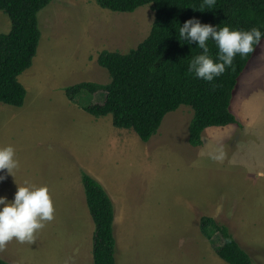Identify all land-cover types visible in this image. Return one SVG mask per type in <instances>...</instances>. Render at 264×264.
I'll return each instance as SVG.
<instances>
[{
    "label": "rangeland",
    "instance_id": "obj_1",
    "mask_svg": "<svg viewBox=\"0 0 264 264\" xmlns=\"http://www.w3.org/2000/svg\"><path fill=\"white\" fill-rule=\"evenodd\" d=\"M37 18L36 55L18 77L24 103L0 104V145L13 146L19 161L12 176L0 172V196L11 201L16 187L47 186L54 219L32 244L8 242L0 259L92 264L95 227L81 181L85 172L114 205L115 264H227L213 249L220 240L200 232L201 217L226 225L253 262L264 264V40L232 94L238 126L206 129L202 145L191 147L190 107L168 113L142 142L132 130L113 127L110 115L87 114L93 95L82 91L73 102L65 95L79 83L110 82L98 55L127 54L142 43L155 18L151 4L118 13L95 0H51ZM9 30L0 12V34Z\"/></svg>",
    "mask_w": 264,
    "mask_h": 264
},
{
    "label": "trees",
    "instance_id": "obj_2",
    "mask_svg": "<svg viewBox=\"0 0 264 264\" xmlns=\"http://www.w3.org/2000/svg\"><path fill=\"white\" fill-rule=\"evenodd\" d=\"M51 0H0V12L10 22L8 33L0 34V104L21 107L26 90L18 77L28 70L36 55L41 32L37 15ZM106 10L132 13L152 5L155 18L149 36L127 54L103 51L97 64L105 69L110 82L105 85L79 83L65 89L73 102L82 92L94 96L86 112L94 118L110 115L112 126L132 130L142 142L158 131L164 117L180 106L193 111L188 127V144H202V133L211 127L238 125L230 112L237 80L258 46L246 56L239 54L230 67L213 81L199 79L189 72L191 60L201 54L195 43L189 45L179 37V28L190 18L202 24L242 31L259 28L264 33V0H216L209 9L203 0H95ZM264 39H262L263 41ZM261 41V42H262ZM209 55L215 60L218 51L208 42ZM88 212L94 223L92 264H115L114 205L102 185L81 172ZM199 228L213 246L218 258L227 264H255L239 245L229 228L209 217H201ZM0 264H8L0 259Z\"/></svg>",
    "mask_w": 264,
    "mask_h": 264
},
{
    "label": "clouds",
    "instance_id": "obj_3",
    "mask_svg": "<svg viewBox=\"0 0 264 264\" xmlns=\"http://www.w3.org/2000/svg\"><path fill=\"white\" fill-rule=\"evenodd\" d=\"M216 0H203L201 7L211 9ZM180 40L191 45L195 43L202 51L189 63L188 70L199 79L211 82L230 67L237 54L246 56L259 46L264 33L259 28L242 31L230 29L227 25L218 28L202 24L193 17L186 20L179 28ZM213 41L218 49L216 59L209 55L208 42ZM19 168L15 149L11 145H0V172L12 176ZM5 179L0 175V181ZM54 204L47 186L16 187L13 199L9 201L0 196V250L12 240L32 244L36 233L42 230L47 222L54 219Z\"/></svg>",
    "mask_w": 264,
    "mask_h": 264
},
{
    "label": "crops",
    "instance_id": "obj_4",
    "mask_svg": "<svg viewBox=\"0 0 264 264\" xmlns=\"http://www.w3.org/2000/svg\"><path fill=\"white\" fill-rule=\"evenodd\" d=\"M232 100V99H231ZM231 104V103H230ZM17 108V107H16ZM12 114H14V113H5V115H4V118H14V116H12ZM238 122V121H237ZM232 126V125H231ZM238 126V125H237ZM226 127H228V126H226ZM217 128V127H216ZM218 128H225V127H218ZM236 128V127H235ZM234 128V129H235ZM208 129H210V128H208ZM234 129H233V133H234ZM227 131V130H226ZM212 133V136H215L216 135V133L215 132H211ZM226 133V132H225ZM202 139V138H201ZM202 145V144H201ZM199 147V146H198ZM99 182V181H98ZM100 183V182H99ZM102 185V184H101ZM103 186V185H102ZM114 212H115V210H114ZM116 213V212H115ZM114 215H116V214H114ZM114 222H115V217H114ZM92 250V249H91ZM91 253H92V251H91Z\"/></svg>",
    "mask_w": 264,
    "mask_h": 264
}]
</instances>
